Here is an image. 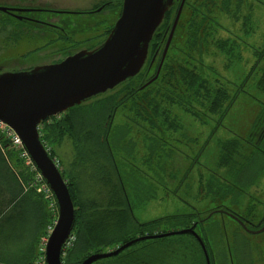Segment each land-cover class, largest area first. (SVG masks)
I'll return each mask as SVG.
<instances>
[{
	"label": "rangeland",
	"instance_id": "1",
	"mask_svg": "<svg viewBox=\"0 0 264 264\" xmlns=\"http://www.w3.org/2000/svg\"><path fill=\"white\" fill-rule=\"evenodd\" d=\"M94 1L0 0V5L93 11L108 2L94 4ZM109 1L112 6L102 12L72 14L74 20L84 19L79 25L76 23L77 31L69 38H62L60 30L54 28L37 27L35 23H24L16 17L7 22L0 16V63L3 62L7 70L29 69L65 58L67 49L74 52L100 44L114 27L122 10L123 0ZM207 1L189 0L185 7L188 16L181 25L180 56L191 68L196 62H202L205 66L198 70L227 89L229 98L224 101V108L234 96L235 100L224 116L222 112L212 113L205 109L195 116L179 105L172 107L181 122L179 133L167 142L173 150L168 160L172 168L169 171L175 176L170 178L163 173V183L154 180L153 189L148 191L154 194L153 197L134 203L133 212L140 222L172 215H186V219L192 215L191 218L195 219L192 223L180 217L164 222L157 232L164 234L195 225L197 233L203 234V229L209 247L201 236L202 244L194 235V239L176 235L164 240L169 242L183 237L192 241L193 246L185 253L188 264H207V260L209 264H264V231L249 233L230 214L245 217L250 225L259 224L264 219V144L259 146L258 131L254 133L264 113V89L259 86V80L264 77V0H210L212 3L205 5ZM86 27L90 29L85 30ZM200 36L203 42L201 53L197 44ZM62 48H65L64 52ZM156 73L155 65L146 72L147 80ZM143 77L144 73L138 78L142 81ZM106 113L107 108L101 105L93 111H84L82 118L76 120L72 131L74 136L66 132L55 139L57 132L47 130V123L43 125L41 134L65 181L71 185L74 203L78 210H83L84 219L97 212L95 219L103 216L109 227L106 241L126 234L132 240L143 236L141 230L129 227L124 234L121 230L112 229L114 212L121 208L118 204L123 195L106 149L98 139ZM68 114L66 111L53 116L50 122ZM126 120L133 127L132 138L138 140V145L133 148V157L128 161L142 170L141 160L146 151L140 139L143 127L134 114L119 108L113 123H125ZM227 142L237 143L238 148L232 153L224 151L223 145ZM157 171L160 173L161 170L154 162L153 172ZM20 182L9 162L3 161L0 155V257L8 258L9 261H2L10 264L44 257L49 234L58 219L56 204H48L42 210L39 198L31 196L30 192L24 193ZM27 195L29 200L25 201ZM202 218L205 221L199 226L197 222ZM74 236L66 248L75 240ZM145 242L152 243L154 239L138 242L137 246ZM122 244L112 243L105 251H112ZM108 259L106 261L112 258Z\"/></svg>",
	"mask_w": 264,
	"mask_h": 264
},
{
	"label": "trees",
	"instance_id": "2",
	"mask_svg": "<svg viewBox=\"0 0 264 264\" xmlns=\"http://www.w3.org/2000/svg\"><path fill=\"white\" fill-rule=\"evenodd\" d=\"M208 3L211 4L212 1L208 0L205 5ZM111 6L112 2H109L104 8ZM102 11L103 9L100 12ZM49 12L59 15L58 18L61 19V24L63 26V29H60L59 33L62 38H69L71 34H74L77 31V28L75 27L76 23L79 25L81 23V19H84L76 18L74 20L71 16L72 14H94L98 11L46 10L42 12V17L47 18L50 16H57L49 15ZM172 13L173 12L171 10L167 12L166 22L169 20ZM186 13H184L183 16ZM63 15H68L69 17L64 18ZM183 16L179 21L178 28L163 62L159 77L156 80L145 85L149 81L147 80L146 72H148L152 66L150 64L156 50L160 47V51L162 49L164 51L165 48L166 41H162L165 26L161 27V25L155 32L153 40L150 44L147 63L140 74L123 82L112 91L94 97L69 109L68 113L70 114L64 116L62 119L60 118L59 120H53V122H50V120L54 118L51 117L40 126V133L43 132L42 127L46 123L47 130L54 129L57 132L54 136L55 139L61 138V136H63L66 132L74 136V132L72 131L75 129L76 120L77 118H82L84 111H93L96 109L97 105L107 108L106 116L103 119L104 126L99 131L100 133L98 135V139L100 144H102V146L106 149L107 156L109 157L110 163L116 173L123 195L122 201L118 204L121 208L114 212L115 221L114 224H112V229L121 230L124 234H126L129 227L141 230V235L157 234L159 231L158 227L164 222L175 221L180 217V219H185L184 217L186 215H172L152 221L140 222L136 219L133 212L134 203L142 202L153 197L154 194L149 193L148 191L153 189L152 185L154 180H156L159 184L163 183L165 181V178L162 175L163 173L169 175L170 178L175 176L173 172L171 173V171H169L171 163L168 160L170 159L173 150L169 148L167 142L172 139L173 135L175 137V135L179 133L181 129V122L179 121L177 114H174L172 107L174 105H179L195 116L203 113L201 109L208 110L212 113L222 112V115L224 116L227 111H229L236 97L234 96L230 103L224 108V101L229 98L227 89L221 86L219 82H214L212 79L204 76L198 70V68L205 66L202 62L197 60L198 62H196L193 68H191L186 64L184 58L180 56L179 38H181L183 31L181 25H183L185 20H187L185 18L186 15L184 17ZM87 29H90V27H86L85 30ZM202 43L203 42L200 36L197 43L199 47L198 51L200 53L203 50L200 47ZM197 44L193 45L195 46ZM63 49L65 48H62L61 51L64 52ZM172 50L173 52L171 53ZM65 51V53L68 54L69 50L67 49ZM161 57L162 54L156 58L157 61L153 63V66L159 65ZM143 73L145 77H143L144 80L141 81L138 77ZM259 86L264 89V77L259 80ZM119 108L134 114L135 117L139 119V122L143 127V130H141L140 133V139L142 146H144L146 151L141 160V163L144 166V169L142 170L138 165L128 161L130 157H133L134 146L138 145V140L135 139V141L134 138H132L133 127L130 126V121L126 120L125 123L119 124L113 123ZM203 115L205 116V114ZM263 120L264 113L260 117L258 127H256L257 130H254V133L258 131L257 139L260 141L259 146L264 144ZM48 138L49 135L47 134L46 139ZM41 139L44 142L45 139L43 138V134H41ZM237 148V143L234 144L232 142H227L223 145V150L230 151L231 153ZM0 155L3 158V161L9 162V166L14 169L16 176L20 179V181H22L20 183L23 192H30L31 196L33 194L38 197V203L43 210L44 207L49 204L48 201H46L34 187H29L31 177L25 170L22 169L13 153L7 150V155L11 158V161H13L12 163H10L7 159L1 147ZM50 155L53 159H55L53 154L50 153ZM154 162H156V167L160 168V173L159 171H157V173L153 172ZM16 166L21 167V169H15ZM126 166L128 168H126ZM145 167H147V170ZM179 171H182V168H180ZM189 171L190 168L186 170V174H188ZM153 173H155L157 177H155ZM185 178L186 177L183 179ZM68 187L74 202L75 198L73 196L72 187L70 184H68ZM24 200H29V195L24 197ZM74 206L76 212V223L72 236L75 235V240L71 243L69 248L64 249L62 257L64 264H80L91 253L105 251L112 243H124L129 240L130 237H127L126 234L123 237H117L116 240H112L110 242L106 241L105 237L108 234L109 227L105 224L103 216L102 219H95L98 214H96L97 212H93L89 215V218L84 219L85 215H83V210H78L75 203ZM211 212L214 213V210ZM191 217L192 215H188L185 220L192 223L195 219H192ZM200 220L203 223L205 218ZM202 233L203 234L200 233L199 235L202 237L206 246H208V239L203 232V229ZM182 235H187L189 238L194 239L192 234ZM169 237L170 236L154 238V242H145L144 245L139 247L135 244L125 249L119 255L112 257L111 261H106L109 260L107 258L99 260L94 264H188L189 261L185 253L187 248L193 246V242L183 237L165 242L164 240ZM157 241H159V243ZM32 262L34 261L23 262L22 264ZM0 263L5 264L3 262Z\"/></svg>",
	"mask_w": 264,
	"mask_h": 264
},
{
	"label": "water",
	"instance_id": "3",
	"mask_svg": "<svg viewBox=\"0 0 264 264\" xmlns=\"http://www.w3.org/2000/svg\"><path fill=\"white\" fill-rule=\"evenodd\" d=\"M174 1L123 0L114 27L93 49L79 50L55 63L0 72V120L9 124L21 137L25 150L49 186L58 210V219L45 245V264H64L62 257L73 234L76 212L68 184L41 139L40 126L47 119L112 91L140 74L147 63L155 32ZM185 1L181 0L157 73L145 85L159 77ZM230 214L247 232L264 231V226L253 230L241 215ZM182 234H192L202 244L193 225L164 234L136 237L112 251L91 253L80 264H94L112 258L144 240Z\"/></svg>",
	"mask_w": 264,
	"mask_h": 264
},
{
	"label": "flooded vegetation",
	"instance_id": "4",
	"mask_svg": "<svg viewBox=\"0 0 264 264\" xmlns=\"http://www.w3.org/2000/svg\"><path fill=\"white\" fill-rule=\"evenodd\" d=\"M189 0H186L185 1V4H184V6H183V8H182V12H181V16H180V19H179V21L181 20V17L183 16V14L184 13H186V10H185V7L187 6V2H188ZM109 2H111V1H108V2H106V3H104V5H102L101 7H99L97 10L95 9L94 11H101L102 9H104V7H105V5L107 4V3H109ZM180 3H181V0H175L174 1V5L172 6V8L170 9L173 13H172V15H171V17L169 18V20H167V22H166V16H165V18H164V20H163V22H162V24H161V27L162 26H165V31L163 32V35H162V41H166L167 42V40H168V37H169V34H170V32H171V29H172V26H173V24H174V20H175V17H176V14H177V12H178V10H179V7H180ZM51 11V10H53V11H59V10H54V9H45V8H20V7H13V6H6V5H0V16H2L1 18V20H5V21H7V22H9L10 21V19L12 18V17H16L17 19H21V21L22 22H24V23H29V22H31V24L33 23H35L36 25L35 26H37V27H41V28H44V27H48V28H54L55 30H60V29H63V26H62V24H61V19H59L58 18V16H50V17H47V18H43L42 17V12L43 11ZM187 14L188 13H186L184 16H185V18L187 19ZM183 16V17H184ZM27 25V24H26ZM178 25H179V22H178V24H177V27H176V29H175V32H176V30H177V28H178ZM23 27H25V26H23ZM174 35H175V33H174ZM173 38H174V36H173ZM173 40V39H172ZM172 42V41H171ZM171 44V43H170ZM99 45V44H98ZM98 45H96V46H98ZM166 45V44H165ZM96 46H90V47H87V48H84V49H93L94 47H96ZM170 47V46H169ZM201 48H202V45L200 46ZM69 50V52H68V54H66V57L67 56H69V55H71V54H73V53H75V52H77V51H70V49H68ZM169 50V49H168ZM168 53V52H167ZM161 54H163V49L160 51V47L156 50V53H155V55L153 56V57H155V59H154V62H156L157 60H156V58H158V56L159 55H161ZM167 55V54H166ZM165 58H166V56H165ZM62 59H64V58H60V59H58V60H56V61H53L52 63H55V62H58V61H60V60H62ZM153 62V63H154ZM160 63V62H159ZM37 65H39V64H37ZM4 66H5V64L2 62V63H0V72H5V71H17V70H7V69H5L4 68ZM34 66H36V65H34ZM33 66V67H34ZM159 66V65H158ZM158 66H157V69H158ZM154 66H153V64H152V66L150 67V69H149V72H150V70L153 68ZM32 68V67H31ZM30 69V68H29ZM19 70H25V68H19ZM245 219V218H244ZM245 220H247V219H245ZM247 222H248V220H247ZM249 223V222H248ZM197 224L199 225V226H201V224H202V221L201 220H199L198 222H197ZM249 226L253 229V230H256V229H259V228H261L262 226H264V219L259 223V224H255V225H250L249 224Z\"/></svg>",
	"mask_w": 264,
	"mask_h": 264
},
{
	"label": "built area",
	"instance_id": "5",
	"mask_svg": "<svg viewBox=\"0 0 264 264\" xmlns=\"http://www.w3.org/2000/svg\"><path fill=\"white\" fill-rule=\"evenodd\" d=\"M0 147L3 153L6 155L7 159L10 161V163H11V158L7 155V150L13 153L15 159L19 162L22 169L25 170L28 173V175H30L31 180L29 181V185H30L29 187H34L36 191L40 195H42L46 201H48L49 204L52 205L55 204V200L49 186L44 181L43 176L38 172L31 157L29 156L28 152L25 150L21 137L9 124L1 120H0ZM72 238L73 236H71L70 240ZM70 240L68 241L67 245L70 243ZM28 264H45V260L44 257H41L40 259Z\"/></svg>",
	"mask_w": 264,
	"mask_h": 264
},
{
	"label": "crops",
	"instance_id": "6",
	"mask_svg": "<svg viewBox=\"0 0 264 264\" xmlns=\"http://www.w3.org/2000/svg\"><path fill=\"white\" fill-rule=\"evenodd\" d=\"M102 1H106V0H96V1H94V4H98V3H100V2H102ZM107 1H109V0H107ZM2 260H5V261H9V259L8 258H6V257H4V258H2V257H0V261H2ZM11 261V260H10ZM3 263H5L4 261H2ZM12 262V261H11ZM17 264H19L18 262H16ZM5 264H10V263H5Z\"/></svg>",
	"mask_w": 264,
	"mask_h": 264
}]
</instances>
